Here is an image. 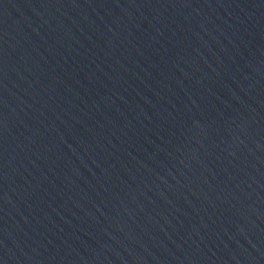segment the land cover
<instances>
[{
  "label": "water",
  "instance_id": "water-1",
  "mask_svg": "<svg viewBox=\"0 0 264 264\" xmlns=\"http://www.w3.org/2000/svg\"><path fill=\"white\" fill-rule=\"evenodd\" d=\"M0 264H264V0H0Z\"/></svg>",
  "mask_w": 264,
  "mask_h": 264
}]
</instances>
